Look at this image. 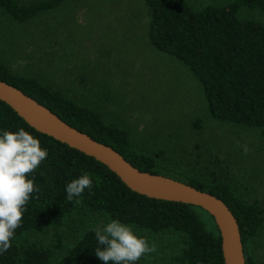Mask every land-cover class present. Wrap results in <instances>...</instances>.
Instances as JSON below:
<instances>
[{"label":"trees","instance_id":"1","mask_svg":"<svg viewBox=\"0 0 264 264\" xmlns=\"http://www.w3.org/2000/svg\"><path fill=\"white\" fill-rule=\"evenodd\" d=\"M64 1L22 4L18 0H0V8L11 18L25 22ZM145 2L151 19V43L182 61L196 75L210 115L222 122L257 128L264 138V23L239 17L243 7L264 11V0H233L201 10L192 7L189 0ZM0 79L47 106L69 125L111 146L138 169L174 177L223 200L239 222L247 264H257L249 243L264 227V206L236 192L223 178L219 158L212 159L218 168L210 165L198 174L188 171L176 176L172 173L176 171L161 161L164 151L150 154L136 149L129 131L107 121L100 111L79 104L35 76L13 71L1 59ZM193 126L201 129L203 121L197 119ZM20 128L38 138L48 155L27 177L34 180L39 191L31 194L22 226L15 231L12 247L0 254V264H103L95 255L96 248L102 247L95 238L99 226L84 224L69 242H65L60 230L71 219L88 213H99L109 221L119 220L150 232L182 234L185 246L176 257L181 264H225L221 236L215 222L212 229L201 216L203 209L133 191L105 164L37 131L0 100V135ZM83 175L93 181L92 189H85L80 197L69 201L66 185ZM50 229H54L53 245L32 240V234Z\"/></svg>","mask_w":264,"mask_h":264},{"label":"rangeland","instance_id":"2","mask_svg":"<svg viewBox=\"0 0 264 264\" xmlns=\"http://www.w3.org/2000/svg\"><path fill=\"white\" fill-rule=\"evenodd\" d=\"M30 4L38 0H18ZM233 0H189L201 10ZM239 17L264 23V11L243 7ZM150 14L145 0H66L34 18L15 20L0 8V59L22 75L61 90L81 105L100 111L109 122L127 129L136 149L156 154L178 176L218 168L247 200L264 206V138L257 128L213 118L203 86L190 68L150 41ZM203 121L196 129L193 122ZM219 175V174H218ZM220 176V175H219ZM208 225L212 217L200 210ZM110 222L88 213L60 227L65 242L84 224ZM156 251L137 264H181L185 246L176 232H150L130 226ZM54 229L32 240L53 245ZM257 264H264V227L249 243Z\"/></svg>","mask_w":264,"mask_h":264},{"label":"water","instance_id":"3","mask_svg":"<svg viewBox=\"0 0 264 264\" xmlns=\"http://www.w3.org/2000/svg\"><path fill=\"white\" fill-rule=\"evenodd\" d=\"M0 100L37 131L105 164L133 191L203 209L211 215L219 231L225 264H247L239 222L228 205L217 196L174 177L138 169L111 146L69 125L47 106L1 79Z\"/></svg>","mask_w":264,"mask_h":264},{"label":"clouds","instance_id":"4","mask_svg":"<svg viewBox=\"0 0 264 264\" xmlns=\"http://www.w3.org/2000/svg\"><path fill=\"white\" fill-rule=\"evenodd\" d=\"M48 152L40 140L20 128L17 132L4 131L0 135V254L11 247L15 231L22 226L23 213L31 194L38 192L33 179L27 177L47 158ZM93 181L80 176L66 185L67 199L80 197L91 190ZM98 245L95 255L103 264H137L156 251L146 238L119 220H111L95 229Z\"/></svg>","mask_w":264,"mask_h":264}]
</instances>
